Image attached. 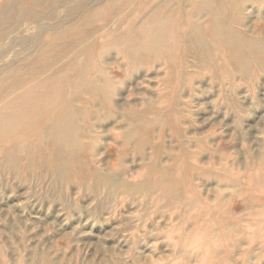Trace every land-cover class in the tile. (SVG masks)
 I'll return each mask as SVG.
<instances>
[{"label":"rangeland","instance_id":"374dc122","mask_svg":"<svg viewBox=\"0 0 264 264\" xmlns=\"http://www.w3.org/2000/svg\"><path fill=\"white\" fill-rule=\"evenodd\" d=\"M0 264H264V0H0Z\"/></svg>","mask_w":264,"mask_h":264}]
</instances>
